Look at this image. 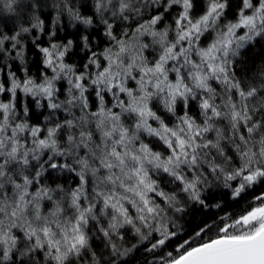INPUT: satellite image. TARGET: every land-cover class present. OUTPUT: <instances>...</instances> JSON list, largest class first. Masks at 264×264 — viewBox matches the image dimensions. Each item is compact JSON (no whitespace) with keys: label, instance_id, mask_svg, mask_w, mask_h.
<instances>
[{"label":"snow or ice","instance_id":"1","mask_svg":"<svg viewBox=\"0 0 264 264\" xmlns=\"http://www.w3.org/2000/svg\"><path fill=\"white\" fill-rule=\"evenodd\" d=\"M0 2L15 22L29 18L14 34L0 31V52L10 42L11 58L23 63L20 37L43 32L44 20L34 0ZM91 6L84 16L70 0L52 4L50 36L65 14L86 29L104 26L110 46L92 51L82 70L65 63L71 40L36 45L52 75L36 78L25 69L20 78L0 67L7 78L0 79V97H7L0 99V264H128L145 241L154 252L178 239L175 214L190 204L208 207L213 188L229 190L237 203L251 199L238 214L196 225L161 255V264H264V79L245 82L234 70L242 49L264 41V0H239L232 19L231 0H91ZM128 21L136 23L131 33L115 35L114 25ZM82 41L87 49L88 37ZM91 93L96 111L89 110ZM18 94L48 110L43 123H30ZM65 173L78 178L75 187L55 183ZM161 173L171 191L153 178ZM129 233L136 243L126 246ZM93 239L104 241L105 252Z\"/></svg>","mask_w":264,"mask_h":264},{"label":"trees","instance_id":"2","mask_svg":"<svg viewBox=\"0 0 264 264\" xmlns=\"http://www.w3.org/2000/svg\"><path fill=\"white\" fill-rule=\"evenodd\" d=\"M89 1V0H88ZM87 1V2H88ZM38 5L37 14L42 20H44V31L32 30L28 33H23L20 37L21 46L23 50L24 62L21 63L19 59H12L11 57L15 56L16 50L11 48V43L6 42L7 51L0 52V67L4 65L10 66L11 71L15 72L16 75L20 78H23L25 75L24 70H27V74L36 78H39L42 73H47L52 75L51 70H46L42 64V55L40 54L37 44L40 47H49L50 43H67L71 40L72 47L69 53L65 56V63L74 64L77 70H82L83 65L87 63L88 57L91 55L92 51L101 52L104 48L110 46V41L104 34V26L102 24H97L93 27L85 28L81 24H77L74 21H70L67 15L61 16V22L55 26V36H50V31L53 30L52 21L55 17L56 10L52 7L53 0H34ZM239 0H231V7L227 12V19H232L233 15L237 9ZM71 4V3H70ZM73 5V4H72ZM197 8V12L199 11ZM80 11V10H79ZM81 10V14L84 16L92 15V11L86 13ZM155 14V13H153ZM149 14L139 21L143 22V19H147ZM171 15H174V12L171 14H165L164 24L170 23ZM29 18L27 16L23 17L22 20L17 23L14 21L7 10L4 9L3 3L0 2V31L5 34H14L18 30L20 23L24 27L29 26ZM135 22L128 21L124 23L117 22L114 25V34L119 36L120 32L127 28L129 33L135 28ZM88 37V48H84L82 37ZM149 40L148 37L142 38L143 42L148 43L146 40ZM151 49L145 52V55H148L151 58ZM234 70L236 72L237 78L245 82H255L257 85L260 84L261 80L264 79V41H260L252 46L242 49L239 56L236 58L234 65ZM0 79L6 81V76L3 72H0ZM61 92L64 93L67 84L66 82H60ZM65 97L62 94L60 99L63 100ZM0 99H7L6 96L0 97ZM112 98L110 95L106 96L105 103L107 106H111ZM27 104L30 108V113L32 114V119L30 123H43L44 116L48 115L47 109H38L35 107V104L30 98L23 97L18 94L17 105L18 107ZM89 110L96 111L98 106V100L96 99L94 93L89 95ZM73 112L79 116L81 113L79 109H73ZM158 114H161L165 117L166 123L170 122L169 114L163 112V109H159ZM57 115L63 119L66 115L65 113H57ZM70 118V117H69ZM153 138H146V142ZM156 150H162V147H158L157 144L153 143L151 145ZM154 179H157L160 187L168 192L174 188V185L168 184V177L161 173L159 176L153 175ZM45 183L50 185L53 184L52 180H46ZM55 183L62 184L66 189L75 187L78 183V178L74 174H60L56 179ZM54 186V185H53ZM259 190V189H258ZM212 196L206 201L208 207L201 208L196 205H189L186 212L182 214H175V222L177 228L175 230L179 231L178 239H173L169 244L163 248H158L154 252H148L145 250V245L147 241L141 244L137 250H135L129 257L128 264H161L160 257L162 254H166L169 251H173L174 246L177 244L178 240L187 239L189 235L194 230V227L200 224L202 221H207L212 223L214 220L219 222V218L229 215V214H238L239 210L245 206L246 200L251 199V196L246 197L245 200H240L239 203L233 201L227 189H211ZM204 195H209V192L206 191ZM216 204H219L220 207H215ZM126 246H131V244L136 243L129 233L126 239ZM92 244L94 248L99 252H105L104 241L102 239H93ZM175 255V253H174Z\"/></svg>","mask_w":264,"mask_h":264},{"label":"rangeland","instance_id":"3","mask_svg":"<svg viewBox=\"0 0 264 264\" xmlns=\"http://www.w3.org/2000/svg\"><path fill=\"white\" fill-rule=\"evenodd\" d=\"M70 0V3L75 5L76 7L79 8V10H88V12L92 11V6H91V0ZM86 13H88L87 11H84ZM154 12L151 13H146V14H153ZM136 26V24H135ZM149 40L147 39L146 41L149 43L150 42V37H148Z\"/></svg>","mask_w":264,"mask_h":264}]
</instances>
